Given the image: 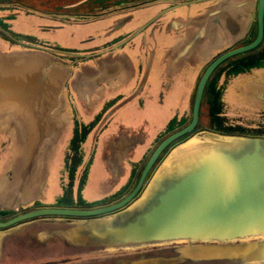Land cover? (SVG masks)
<instances>
[{
	"label": "water",
	"instance_id": "95a60500",
	"mask_svg": "<svg viewBox=\"0 0 264 264\" xmlns=\"http://www.w3.org/2000/svg\"><path fill=\"white\" fill-rule=\"evenodd\" d=\"M164 4L141 8L131 19L119 14L111 32L94 40L92 49L98 52L72 87L86 126L81 129L84 158L93 159L113 179L105 192L127 195L96 209L57 212L86 217L122 210L114 220H97L101 229L89 230L88 238L97 242L212 241L226 246L182 255L264 264V237L254 238L264 233V136L227 138L236 141L234 153L189 150L197 142L194 129L208 88L220 87L222 78L224 85L257 78L264 71V64H257L264 59V0ZM17 58L22 61L17 63ZM158 72L169 78L189 74L197 80L192 108L178 112L173 130L171 120L162 126L141 125L143 117L132 111L140 101L154 100ZM65 78L66 71L44 55L0 56V114L12 110L14 126L27 143L24 169L0 193L7 206L27 205L35 198L37 183L31 177L39 179L42 150L60 133L54 113ZM46 212L54 211L27 213L16 220Z\"/></svg>",
	"mask_w": 264,
	"mask_h": 264
},
{
	"label": "flooded vegetation",
	"instance_id": "af4514ba",
	"mask_svg": "<svg viewBox=\"0 0 264 264\" xmlns=\"http://www.w3.org/2000/svg\"><path fill=\"white\" fill-rule=\"evenodd\" d=\"M147 1L148 3L144 5ZM194 1L196 0H98L99 4H88L78 10L79 12H66L59 16L55 10H49L48 14H45L28 8L18 1L0 4V11L4 12V15L0 16V56L39 58L44 55L50 59L51 63H55L66 71L59 99V109L54 113L58 122L57 127L61 130L57 135H53L54 138L42 150L39 179H36V176L35 179L31 177V180L37 183L35 198L27 205L19 203L16 207L7 206L0 199V258L6 242L24 241L28 253L35 252L32 251L34 248H37L36 251H47L49 246L55 243L66 250L69 248L73 251L80 248L107 249L108 253L113 255H110L111 259H108L109 261L105 264H202L207 261L183 256L182 251L197 252L200 251L197 248L219 246L220 249L226 246L224 243L192 242L190 239L131 243L97 242L95 239L88 238L89 230L92 228L101 229L96 226L97 220H114L112 218H115L114 216L122 210L86 217L57 212L59 210L96 209L120 201L128 193L117 195L115 190H110L92 198L86 197V191L93 178L95 164L93 159L84 158L82 148L85 136L82 135L81 129H86V126L80 120L76 103L72 99V87L76 86V82L78 83L79 72L92 62L90 57L98 52L96 49H92V43L98 36L111 32L110 25L118 17V14L115 13H118L119 8H124L122 12L126 11L124 14H120V17L131 19L140 12L141 8L151 4L164 2V7H173L190 4ZM65 33L74 44H68L58 37L59 34ZM20 61L22 59L17 58L16 62ZM262 63L264 64V59L257 64ZM258 78L264 79V71L257 78L249 80ZM245 81L231 80L218 88H208L199 122L194 129L197 142L194 143V147L189 149L191 152L193 151L192 153L203 154L222 150L234 153L237 148L236 141L234 139L229 141L227 138L241 139L250 136H264V96L257 102L245 99L241 92L242 84ZM158 85L160 88L153 103L167 104L166 97L169 92H174L178 96L176 108L165 116L167 120L172 121L170 130L176 129L180 117V114L177 115L178 112L181 113V110L185 109H188L189 112L192 108L197 80L193 75L183 73H178L171 78L160 75ZM180 88H183V92L179 91ZM177 91H179L178 95ZM184 92L188 93V100L186 108H181V104L184 102ZM230 94L235 95L237 100L232 101ZM24 101L23 99L22 103ZM147 103H152V101H140L138 108H144ZM233 103L238 105L235 107ZM229 106L240 114L236 116L235 121H233V117L230 118L224 113ZM204 108H207L206 120L203 118ZM11 112L12 110L6 114H0V193L14 185L15 179L24 169L26 162L27 143L19 129L14 126ZM242 118L246 120V123L256 122L263 127L257 132L254 131L256 130L254 128L247 127V129L239 124V120ZM84 149L86 150V148ZM28 160L29 163L33 161L31 157ZM101 173H103L106 189H110L113 179L104 171ZM129 206L126 205L125 208ZM45 210L54 212L16 220L27 213ZM109 223L117 224L113 221ZM83 230L86 232L85 238L82 237ZM78 231L81 233L79 236H77ZM258 237H264V233L254 238ZM84 239H88L89 242ZM34 243L37 245L39 243V246H33ZM158 247L160 249L155 250ZM77 258L78 256L66 254L57 262L72 264V261ZM168 259L171 261L168 262ZM30 264L39 263L33 261Z\"/></svg>",
	"mask_w": 264,
	"mask_h": 264
},
{
	"label": "rangeland",
	"instance_id": "374dc122",
	"mask_svg": "<svg viewBox=\"0 0 264 264\" xmlns=\"http://www.w3.org/2000/svg\"><path fill=\"white\" fill-rule=\"evenodd\" d=\"M14 2L16 3L17 1L20 3H23L24 5H26L28 8L34 9V10H38L42 13L48 14L49 10H55L57 15H63L64 13H68V12H79L78 10H81L85 5L88 4H99L98 0H0V4L7 2ZM148 3V1L144 4L146 5ZM131 8V7H128ZM124 8H119L117 11L118 13L115 14H124L123 11ZM4 12L0 11V16H3ZM27 20V19H26ZM59 38H61L63 41L68 42V44H74V42L70 41V39L68 38V35L62 34V35H58ZM65 42V43H66ZM231 80H228L227 82H230ZM227 82L225 84H227ZM220 85H223L224 83V78H222L220 80ZM182 89V88H181ZM183 90V89H182ZM157 95V94H156ZM230 98L232 101L237 100L235 95H231L230 94ZM232 103V102H231ZM235 107L238 105L236 103ZM139 105V104H138ZM230 105V103H229ZM163 106L155 104V103H147L146 107H145V112L144 114L154 117L152 113H160V115L158 117H155V123H159L161 122L162 118L164 119V112L163 111H167L165 110L167 107L162 108ZM163 110V111H162ZM225 114H227V116H229L230 118L233 119V121H235L234 119L237 118L236 116H239L240 114L235 112L234 110H232L231 106L227 107L226 111L224 112ZM251 114V113H250ZM247 116V115H246ZM147 117V116H146ZM203 118L206 120L207 118V108H204L203 110ZM152 120V119H150ZM239 124L243 127H250V129L254 128L256 130H254L255 132L260 131L262 129L263 126H261L260 124L256 123V122H247L246 120L240 119L239 120ZM264 128V127H263ZM248 129V128H247ZM254 132V133H255ZM182 168H180V171L184 172V170L186 169L188 162L185 161L184 163L181 164ZM98 169V170H95ZM94 172H93V178L92 181L89 184V187L86 191V197L87 198H92L95 195H99V194H103L105 193V180L103 179V173H101L99 166H95ZM55 177V176H54ZM53 181V178H52ZM85 232L83 231L82 233V237L85 238L86 236H84ZM81 235V233H80ZM79 236V231H78V235ZM84 241L89 242L88 239H84ZM33 246H39V243L37 245V243H34ZM219 247V246H218ZM218 247H202V248H197L200 251H208V250H214V249H219ZM209 248V249H208ZM68 250H66L65 248L61 247L59 244L55 243V244H51L49 246V248L47 249V251H36L37 248L32 249V251L34 250L35 252L32 253H28V248L25 244L24 241H18V242H14L11 241L6 242L3 248V252L0 258V264H30V262L32 263L33 261H37V263L39 264H70L69 262L67 263H63V262H57L58 259H61L62 257H64L66 254H71L72 256H78V258L74 261H72V264H105L107 261H109L108 259H111L113 254H109L107 249H96V250H92L89 248H80L77 251L76 250H71L69 248H67ZM160 249L159 247L156 248L155 250ZM153 250V249H152ZM169 264H180V263H169ZM186 264V263H185ZM202 264H229L228 262H220V261H214V262H204Z\"/></svg>",
	"mask_w": 264,
	"mask_h": 264
},
{
	"label": "crops",
	"instance_id": "0c3cea01",
	"mask_svg": "<svg viewBox=\"0 0 264 264\" xmlns=\"http://www.w3.org/2000/svg\"><path fill=\"white\" fill-rule=\"evenodd\" d=\"M92 46H93V43H92ZM160 75L162 76L163 74L158 72V79H159ZM157 85H158V80H157ZM159 88H160V86L158 85L157 94H158ZM182 89L180 88L179 91L183 92ZM179 91H177V95H178ZM241 92H242V95L244 96L245 99L250 100V101H256V102L259 101V99L264 96L263 95V93H264V79L261 80V79L258 78V79H251V80L245 81L242 84ZM175 94L176 93H174V92H169L168 96L166 97L167 98V104L161 105V106H163L162 107L163 110H164L165 107H167L165 109V110H167L166 112L162 110L165 113L164 116H167L169 113L173 112V110L176 108V106H177L176 105L177 104L176 100L178 99L177 98L178 96H176ZM183 97H184V99H183V101H184L183 103L184 104L183 103L181 104V108H186V101L188 100V93L184 92V96ZM145 107L139 109L138 105H136L135 108L132 109L133 112L139 113L143 117L142 120H140L139 124L144 125L145 121L148 122V123H151V124L155 123L154 119H155V117H158L160 115V113H152L154 117L148 116V115L144 114ZM150 119H152V120H150ZM165 122H167V119L166 118H164V119L162 118L161 122H159L157 124H159V126H162L163 123H165Z\"/></svg>",
	"mask_w": 264,
	"mask_h": 264
},
{
	"label": "trees",
	"instance_id": "16d2710c",
	"mask_svg": "<svg viewBox=\"0 0 264 264\" xmlns=\"http://www.w3.org/2000/svg\"><path fill=\"white\" fill-rule=\"evenodd\" d=\"M213 87V86H212ZM210 91H212V89H210Z\"/></svg>",
	"mask_w": 264,
	"mask_h": 264
}]
</instances>
